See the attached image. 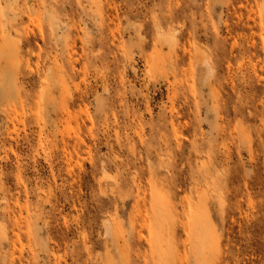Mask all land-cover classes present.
I'll return each mask as SVG.
<instances>
[{
  "label": "rangeland",
  "instance_id": "rangeland-1",
  "mask_svg": "<svg viewBox=\"0 0 264 264\" xmlns=\"http://www.w3.org/2000/svg\"><path fill=\"white\" fill-rule=\"evenodd\" d=\"M0 264H264V0H0Z\"/></svg>",
  "mask_w": 264,
  "mask_h": 264
},
{
  "label": "bare ground",
  "instance_id": "bare-ground-1",
  "mask_svg": "<svg viewBox=\"0 0 264 264\" xmlns=\"http://www.w3.org/2000/svg\"><path fill=\"white\" fill-rule=\"evenodd\" d=\"M167 40L170 41L171 43H174L175 42L174 34L170 35ZM201 55H202V53H201ZM204 57H205V55H204ZM202 64H203V66H205V68L207 69L208 72H210V73L212 72L213 69H212V67L209 63V60L207 58L202 59ZM107 223H109V222H107ZM110 232H111L110 224H106V233L105 234L110 236Z\"/></svg>",
  "mask_w": 264,
  "mask_h": 264
}]
</instances>
